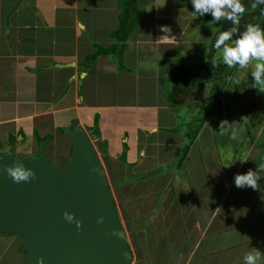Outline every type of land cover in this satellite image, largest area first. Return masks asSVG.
<instances>
[{"label": "crops", "instance_id": "crops-1", "mask_svg": "<svg viewBox=\"0 0 264 264\" xmlns=\"http://www.w3.org/2000/svg\"><path fill=\"white\" fill-rule=\"evenodd\" d=\"M119 2L0 0V147L10 148L17 158L28 160L42 153V146L46 149L37 136H51L55 142L64 136L60 130L74 126L91 134L102 164L105 162L110 168L120 165L129 174H148L143 181L133 178L131 184L145 189V182L149 190L160 187L145 211L154 215L149 220L152 229L157 231L171 223L181 230L174 229L169 236L165 230L160 231L159 237L153 239L155 251L147 264H166L159 258L168 257L166 245L176 240L181 246L186 243L174 253L177 258L179 254L188 258V264H243L245 254L252 248L264 253V225H260L264 223V203L251 202L252 197L264 201V174L258 181V190L237 188L233 181L226 191L230 200L232 194L248 197L252 205L249 210L235 203L221 205L225 194L223 200L219 198L215 205H210L211 200L217 199L213 196L217 187L210 185L208 174L203 171L189 181L185 179V183L184 174H192L188 165L196 152L192 150L194 146L177 167L180 154L188 146L190 128L186 133L179 131L180 117L175 112L185 107L186 113L191 111L192 104L204 101L198 99V94L204 96L205 87L188 88L178 100L174 94L172 99L179 102L173 107L169 99L172 80L187 73L186 69L200 66L199 63L188 67L197 49L198 33L202 32L196 15L171 0H148L138 5L132 31L114 38L112 34L119 28ZM143 5L146 12L141 16ZM162 26L171 28L170 38L175 36V42H155L164 35L160 31ZM114 46L118 47L107 51ZM99 48H103L100 55L88 61ZM177 60L181 73L175 71ZM57 64L74 66L57 68ZM188 119L189 127L191 117ZM181 121L185 123V117ZM199 138L208 140L203 133H199ZM197 140L196 137L194 145ZM71 152L60 168L68 166ZM229 162L225 172L217 173L222 183ZM236 172L243 174L241 169ZM170 179L174 181L173 194L179 193L177 198L164 192ZM141 193L139 197L147 200L145 193ZM157 198L164 201L163 207L165 203L168 207H159L158 214L154 211ZM227 213H232L229 225L215 233ZM246 213L252 217L249 221L237 219ZM217 216L210 229L214 233L204 234L209 221ZM234 233L237 235L233 236ZM193 241L198 245L196 250L188 247ZM18 244L8 245V253H0V264H21L19 249L15 247ZM179 260L169 264H181Z\"/></svg>", "mask_w": 264, "mask_h": 264}, {"label": "water", "instance_id": "water-1", "mask_svg": "<svg viewBox=\"0 0 264 264\" xmlns=\"http://www.w3.org/2000/svg\"><path fill=\"white\" fill-rule=\"evenodd\" d=\"M65 134L73 145L66 168L45 154L22 160L10 148L0 149V236L24 243L23 264H129L132 255L91 134L81 128ZM15 164L35 178L14 182L6 169Z\"/></svg>", "mask_w": 264, "mask_h": 264}, {"label": "rangeland", "instance_id": "rangeland-1", "mask_svg": "<svg viewBox=\"0 0 264 264\" xmlns=\"http://www.w3.org/2000/svg\"><path fill=\"white\" fill-rule=\"evenodd\" d=\"M157 7L158 6H156V8ZM262 11L264 14V7ZM262 11L260 12V14L262 13ZM145 12L146 9L143 5L141 6V16H143ZM257 16H259V12H257ZM209 32L211 34L212 31L210 30ZM205 43H206L205 34L203 32H199L198 42L195 47L198 49L194 53V56L191 55V59L188 67L189 66L192 67L193 65H197L199 63H200L199 68L205 65L206 63L205 57L207 55V52L202 47H199L200 45H204ZM177 57L180 58L179 55H177ZM219 57L222 58V53L219 55ZM256 62L257 61H253L247 68L244 69L239 68L236 74L239 79L238 80L239 82L236 83V81H233V87L229 86L223 89H215L212 85L206 84L204 96L198 94L199 97L198 99L204 100L200 105L196 107L191 106L190 107L191 111L188 109L186 113L184 112L185 107H182L175 112V114H177L180 117L177 118V124H178V129L181 133H186L189 130L188 117H192L193 120L195 121L198 120L200 122L204 118V124L202 125L199 133L206 134L208 140L205 138L200 139L198 134L197 136L198 140L196 141V145H194V148H192L193 152L194 151L196 152L192 154L193 156L190 157V161L188 165V169L192 170L191 171L192 174H190V171H188L189 172L188 175L182 172H178L177 174H184L183 177L184 181L185 179L186 181L192 179L195 173L200 174L203 171L202 172L203 174H208L210 185H212V187L214 186V188L217 187V191L215 195H213L217 199L211 200L210 205H215L216 201L219 200V198L223 200L224 198L222 195L225 194V199L223 200L221 205L228 202V203L240 204L242 208H247L249 210L252 207V205H250L248 197H242L239 195L235 196L234 194H232V199L230 200L229 192L226 191L230 190L229 185L232 184V182L234 181V177L235 175H237L236 171L241 169V173L246 174L248 170L252 168L250 164L254 162L257 157V151H256V147H254V142L253 143L250 142L249 144V138L246 137L248 131L244 122L242 121V114L244 112L247 113L249 124L257 120L261 121L259 127H257L255 131H251V134H255L256 140L264 138L262 136L264 134V87L254 85L253 79L251 77V73L252 71H254V65ZM200 81H203L202 75L200 76ZM217 93L219 94V99H218L219 104H221V100H222L223 106L221 108L224 109V111H222L220 121L228 122V124L225 125L224 127L225 130L230 129L229 133L232 136L231 137L232 141L236 142L235 145L236 148L235 147L233 148V146L230 144V140L226 138V136L222 135L216 139L210 138L208 136L209 132L211 133V136L217 135L207 126L208 125L207 113L209 111V106L213 102V96L216 97ZM184 117H185L186 126L185 123L181 121V119L184 120ZM200 122L193 124V129L194 128L198 129L199 125H201ZM203 129H205L204 132ZM241 145H243V147H239ZM71 148H72V144L70 139L68 137L63 136L61 138H57V140L52 144L47 145L46 149L48 150H46L44 146H42L40 150L57 167L60 166L64 167L65 161H67L69 154L71 152ZM48 151L50 152V156L48 154ZM233 156L236 157L233 158ZM173 160L175 166L177 157L174 156ZM227 160L230 161L229 162L230 168L226 173V180L222 183L221 181H218L217 173L225 172V165L227 164ZM103 163L104 164H102V169L107 184L109 186V189L111 191L119 215V221L121 223L122 230L124 231V235L126 237L128 247L130 249V253L132 255V259L129 264H144V263L147 264L154 255V251H155L153 239L159 237L160 231L165 230V232L167 233L166 235L169 236L172 230L176 229L177 231H180L181 228L175 224L165 223L164 226L159 227L157 231L155 229H152L151 221L149 220L154 215L152 214L148 215L149 213L146 214L145 211L149 209L150 201H152L154 194L157 191H159L160 187H153L151 190H149L148 189L149 185L145 182H144L145 189L140 184L138 185L131 184L133 178H137L138 180H142V179L144 180L145 178L149 177L148 174H143V175L129 174L126 173L124 168H122L120 165L111 164L113 167L112 170V167L110 168L109 164L107 166L105 162ZM173 188H174V181L170 179V181H168L165 186L164 192L168 193L170 197L177 198L179 193L174 192L173 194ZM139 189H143L144 192L142 191L143 193H141ZM166 189H171V191L167 192ZM138 193H141L140 195H143L145 193V198L147 200L144 201V199L140 198ZM158 199L159 198H157L156 202L154 203V206L157 205L156 208L154 209V211L157 214L159 213V207L164 208L166 206L165 203L163 207L162 204L164 201L162 200L159 201ZM165 209H168V207L166 206ZM217 218L218 216L214 217L209 221L208 229L205 230L204 234H210V231L214 233V230H210V229L212 227V223ZM251 218L252 217L249 213H246L244 215H238L237 217V219L239 220L243 219V221H249ZM231 219H232V213H227V215H225L222 219V223H221L222 225H220V227L218 228V230L215 231V233L221 232L224 227H227ZM223 224H225V226ZM260 225H264V223ZM241 232L242 230L239 231V233ZM236 235H237L236 233L233 234V236ZM169 240L170 239L165 238V241H169ZM0 243L4 245V246L0 245V253L2 254H5V251L6 253H8L7 250L8 245H10L9 247H12L14 246L15 243L16 244L19 243L20 246L19 244L15 246L17 249H19L18 255L20 257V260L18 263L21 262V264H23L24 255H25V245L21 240L13 236H5V237L0 236ZM197 246L198 245L196 244L195 241H193L192 244L190 243L188 245V247L191 248V250H196ZM13 250L14 252L16 251L15 248H13ZM158 250L159 248L157 249V251ZM183 256L184 255L179 254V259H180L179 263L188 264L189 263L188 258L185 259L186 257ZM213 262L216 261L213 260ZM190 264H195V262Z\"/></svg>", "mask_w": 264, "mask_h": 264}, {"label": "trees", "instance_id": "trees-1", "mask_svg": "<svg viewBox=\"0 0 264 264\" xmlns=\"http://www.w3.org/2000/svg\"><path fill=\"white\" fill-rule=\"evenodd\" d=\"M146 1L148 0H120L119 2L120 4L119 28L115 30L114 33L112 34L114 38L118 36L122 37L123 35L129 34L132 31L134 27L133 25L136 24V20H137V17H136L137 7L139 4L144 3ZM171 1L172 3H175L176 5H179L180 7H185L194 12V8L191 3V0H171ZM242 3L244 4L246 11L243 14V17L240 21V31L242 32L245 28V25L247 24H259L260 27L264 29V14L262 11L264 4H257L256 0H242ZM254 4H256L255 7H253ZM261 11L262 13L260 14ZM257 12H259V16H257ZM196 17L199 21L200 26L202 27V32L206 36V43L204 45L199 46L205 49V51L207 52V55L205 57L206 63L201 68H196V69L188 68L186 69L188 71L187 73H183L184 75L179 74V79L177 78V79L172 80L171 87H172L173 92L171 93L170 91L171 94L169 98L170 101L172 100L171 107L175 106V103L177 104L179 102V101L175 102V100L172 99V96H174L175 94L176 97L174 98H177L178 100L180 99L179 97H181L182 93L185 92V90L187 91L188 88H194V89H198L200 87L204 88L206 84H210L215 89H223L229 86L233 87V81L239 80L236 75L239 70V66L228 67L227 65H225L222 61V58L219 57L222 51L217 50L214 47L215 41L219 33L222 31L228 30L230 27H232L231 22L227 20H221L219 23L213 22V17L211 16L210 13L205 14L203 16L197 15ZM210 30L212 31L211 34L209 32ZM236 38L237 37L234 36L233 41ZM114 47L107 49V51L108 52L114 51V49H116L118 46H114ZM101 50H103V48H99V51L96 54H94V56H92L88 61H91L95 59L97 56H99L101 53ZM121 51H122V47H119V52H118L119 58L121 57ZM177 70L180 71L181 73L182 67L178 60L175 62V71ZM201 75H202L203 81H200ZM245 80H248V79H245ZM218 99H219V94L217 93L216 97L213 96V102L209 106V111L207 113V118H208L207 126L210 130L214 131L217 135L211 136V133L209 132L208 136L213 139H216L222 135L226 136V138L230 140V144L234 148L236 145V142L232 141L231 139L232 136L229 133L230 129L225 130V127L220 129L221 122H223L220 120H221L222 111H224V109L221 108L223 106L222 100H221V104H219ZM193 100L196 101L195 98ZM201 103L202 102H197L195 104H192V106L196 107L200 105ZM242 121L244 122L247 128V131H248L246 137L249 138V144L250 142L252 143L254 142V147H256V151H257L256 160L250 164L252 167L250 169L255 171L257 169V166L264 165V138L256 140L255 134H251V131H255L256 128L259 127V125L261 124V121L260 120L253 121V122L250 121L251 123L249 124L248 123L249 119L247 118L246 112L242 114ZM199 122L200 121L198 120L196 121L193 120L191 117V122L189 123V127H188L190 128V130L187 136L189 140L187 144L188 146L180 154L181 156L178 159V165H177L178 168L180 167L182 162L186 159L188 149L194 146L195 139L198 136L202 125L204 124V118L201 120L200 122L201 125H199V128L193 129V124H196ZM262 136L264 137V134ZM37 139H39L38 141L42 144H46L53 140V138L50 136H48L44 140H41L37 136ZM239 147H243V145ZM234 157L236 156H233V158ZM262 186H264V178L262 179ZM251 202L252 204L264 203L263 200H260L257 197H252ZM181 244L182 246L186 245L185 242H182ZM182 246L177 240L173 241L170 244L167 243L166 251L168 252L169 255L168 257L160 256L159 261L165 260L166 264H169V261L175 262L177 259H179L176 256V254L178 253L177 250L181 248ZM175 250H176V254L174 253Z\"/></svg>", "mask_w": 264, "mask_h": 264}, {"label": "clouds", "instance_id": "clouds-1", "mask_svg": "<svg viewBox=\"0 0 264 264\" xmlns=\"http://www.w3.org/2000/svg\"><path fill=\"white\" fill-rule=\"evenodd\" d=\"M191 3L194 8L193 15L203 16L210 13L213 17V22L219 23L221 20L231 22L232 27L219 33L214 47L222 51V61L228 67L239 66V68L244 69L249 67L253 61H257L254 65V71H252L251 77L254 85L264 87V29H262L259 24H247L244 30L242 32L240 31V21L246 11L242 0H191ZM256 3L264 4V0H256ZM255 6L256 4L253 5V7ZM160 31L164 33V35L160 36L155 42L159 44H168L176 41L175 36H171L170 38V27L162 26ZM234 36L237 38L233 41ZM238 82L239 81H236V83ZM227 124V121L221 122L220 129ZM68 128H71L72 131L79 129L74 126ZM68 128L62 129L59 132L61 135L69 138V136L65 134V130ZM86 132L89 134L88 131ZM53 141L54 138L52 141L46 143V145H43H50ZM0 149L3 148L0 147ZM14 156L17 157L16 155ZM6 171L8 176L16 183L27 182L29 179L35 178V173L30 169H26L23 164L9 166ZM262 173H264V165L257 166L255 171L250 169L246 174H237L234 177L235 186L241 189L248 187L253 190H258V181L262 179ZM64 216L69 223L73 222L74 217L72 215L65 213ZM79 226V222H77V227ZM261 261H264V253L255 248L247 252L243 258V264H261Z\"/></svg>", "mask_w": 264, "mask_h": 264}, {"label": "bare ground", "instance_id": "bare-ground-1", "mask_svg": "<svg viewBox=\"0 0 264 264\" xmlns=\"http://www.w3.org/2000/svg\"><path fill=\"white\" fill-rule=\"evenodd\" d=\"M94 144V143H93ZM94 146H95V144H94ZM95 148H96V146H95ZM96 150H97V148H96Z\"/></svg>", "mask_w": 264, "mask_h": 264}]
</instances>
